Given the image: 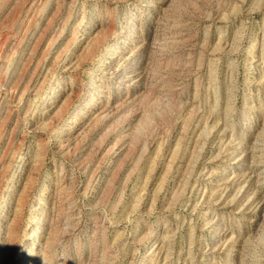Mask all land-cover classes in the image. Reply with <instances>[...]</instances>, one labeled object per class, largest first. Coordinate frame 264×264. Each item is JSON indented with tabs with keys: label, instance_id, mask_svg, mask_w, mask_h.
<instances>
[{
	"label": "rangeland",
	"instance_id": "rangeland-1",
	"mask_svg": "<svg viewBox=\"0 0 264 264\" xmlns=\"http://www.w3.org/2000/svg\"><path fill=\"white\" fill-rule=\"evenodd\" d=\"M0 264H264V0H0Z\"/></svg>",
	"mask_w": 264,
	"mask_h": 264
}]
</instances>
